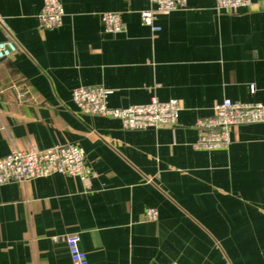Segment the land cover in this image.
Listing matches in <instances>:
<instances>
[{
	"label": "crops",
	"instance_id": "0c3cea01",
	"mask_svg": "<svg viewBox=\"0 0 264 264\" xmlns=\"http://www.w3.org/2000/svg\"><path fill=\"white\" fill-rule=\"evenodd\" d=\"M60 2L61 24L44 28L43 0H0V41L17 46L0 60V158L71 144L90 173L0 185V264H73L70 234L87 264H264V122L194 146L215 102L264 104V0L229 13L186 0L156 14L157 31L141 23L148 0ZM104 12L122 31H104ZM80 86L106 88L115 108L175 99L176 123L126 130L82 114Z\"/></svg>",
	"mask_w": 264,
	"mask_h": 264
},
{
	"label": "built area",
	"instance_id": "2783aa9c",
	"mask_svg": "<svg viewBox=\"0 0 264 264\" xmlns=\"http://www.w3.org/2000/svg\"><path fill=\"white\" fill-rule=\"evenodd\" d=\"M151 8L140 12L141 23L152 31L159 30L154 23L156 14H167L183 8L186 0H148ZM219 11L233 12L249 5L250 0H215ZM63 8L60 0H43L38 14L39 23L44 28H54L61 24ZM105 32H120L123 29L117 12H104L101 15ZM17 46L11 39L0 41V60L9 58ZM253 91V88H251ZM110 91L102 86H80L71 92L73 102L82 114L115 118L126 130L156 129L174 126L180 106L175 99L161 101L152 98L144 104L127 107H110L107 97ZM20 97L24 98L23 94ZM264 122V104L238 102L223 99L215 102L212 113L198 118L195 126L198 137L195 148L213 150L226 147L230 142V133L235 126ZM59 173L85 178L90 170L86 166L85 156L76 145H56L45 149L27 148L11 150L0 158V185L11 182H24L33 178L46 177ZM158 213L154 208L145 211V219L155 221ZM66 245L73 264H87V256L80 248L78 234L66 236ZM176 264V263H170Z\"/></svg>",
	"mask_w": 264,
	"mask_h": 264
}]
</instances>
